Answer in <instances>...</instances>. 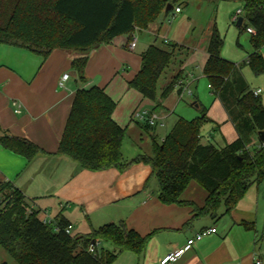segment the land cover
<instances>
[{
	"label": "trees",
	"instance_id": "1",
	"mask_svg": "<svg viewBox=\"0 0 264 264\" xmlns=\"http://www.w3.org/2000/svg\"><path fill=\"white\" fill-rule=\"evenodd\" d=\"M240 1L244 6L240 32L248 27L255 30L251 33L254 51L248 62L260 72L264 70L260 54L264 45V0ZM166 5V0H0V47H22L43 58L57 48L72 49L77 55L72 61L76 79L84 83L89 54L96 45L131 33L136 27L146 28L164 13ZM223 47L224 37L213 24L203 72L235 126L238 137L232 142L219 145L202 141L201 128L210 120L204 108L195 119L179 117L161 144L152 135L151 155L140 153L127 161L122 154L126 128L113 118L116 102L99 86H81L75 93L57 153L91 171L110 167L123 171L133 162H143L158 179L163 203L187 204L181 196L194 181L207 193L204 204L194 206V216L217 214L221 206L224 213H229L253 184L264 181V142L253 143L258 131L264 130V106L238 65L222 56ZM182 53L177 43L165 48L149 46L129 86L143 98L156 101L161 77L169 67L181 63ZM180 75L163 86L162 98L175 88ZM143 128L148 131L152 127L144 123ZM2 142L28 159L41 151L22 137L4 138ZM0 194L5 203L0 207V245L15 264H112L122 252L139 254L146 247L148 236L124 221L105 223L87 233H68L70 222L62 213L51 222L43 221L38 211L29 209L30 200L12 182L0 179ZM97 242L96 253H91L89 246ZM101 242L110 243L112 250L100 248Z\"/></svg>",
	"mask_w": 264,
	"mask_h": 264
},
{
	"label": "crops",
	"instance_id": "2",
	"mask_svg": "<svg viewBox=\"0 0 264 264\" xmlns=\"http://www.w3.org/2000/svg\"><path fill=\"white\" fill-rule=\"evenodd\" d=\"M171 4V12H182L180 4ZM176 7L181 8L179 13L175 12ZM161 16L146 28L136 27L131 33L96 45L89 54L84 83L76 79L72 61L77 55L72 49L57 48L43 58L22 47H0V179L10 181L20 189L30 200L29 209L38 211L43 221L51 222L62 213L72 225L73 234L87 233L92 228L114 222L117 216L109 208L124 202L128 210L122 213L125 218L120 221L142 236H148V241L139 254L122 252L115 260L118 264H159L163 257L183 247L186 249L181 256L169 264H254L255 253L264 263V181L253 184L229 213H224V206H221L217 214L194 216V206H202L207 196V193H201L196 197L197 187H193L191 194L186 193L187 190L182 194L181 199L187 204H166L159 197V182L155 181L150 188L151 168L150 173L142 167L131 169L140 165L123 171L116 167L91 171L73 158L57 153L79 87L103 88L116 102L113 118L118 124L120 117L133 109L135 100L128 97L124 103L123 98L131 89L129 81L142 67V54L149 46L157 45L145 35L156 36L160 32ZM211 28L205 44L200 47L201 63L195 65L202 72L208 59ZM134 37L136 46L131 48ZM163 41L170 43L171 39L164 37ZM177 44L182 47L183 59L172 77L181 72L179 78H188L191 86L195 78L186 66V60L193 49ZM65 73H69V78L65 86L60 87L58 82ZM171 80L160 87V95L156 101L152 100V107L145 108L162 117L163 125L151 129L156 137L158 128L165 125L171 113L165 104L167 97L160 100L163 86ZM178 93L180 95V91ZM144 99L142 96L134 111ZM194 105L199 107L197 101ZM225 113L224 121H231L226 110ZM230 124L223 126L221 141L214 143L224 145L238 137L234 124ZM14 136L32 141L41 151L28 159L5 147L2 139ZM259 141L257 133L253 143L259 144ZM209 227H215L217 231L188 246V239ZM107 244L112 250V245Z\"/></svg>",
	"mask_w": 264,
	"mask_h": 264
},
{
	"label": "rangeland",
	"instance_id": "3",
	"mask_svg": "<svg viewBox=\"0 0 264 264\" xmlns=\"http://www.w3.org/2000/svg\"><path fill=\"white\" fill-rule=\"evenodd\" d=\"M169 3L180 4L182 12L179 14L170 12L167 16H161L160 19L163 21V24L160 32L156 36L146 34L145 37L150 42H156L157 45L163 46L164 48L177 42L193 49L192 55L190 54L186 60V66L190 68L189 70L193 71L195 82L189 87L192 93L185 92L180 96L178 88L175 87L167 96L165 104L171 109V113L168 115L167 120H165V125L158 128L156 141L159 144L162 143L164 136L171 131L180 116L192 120L200 116L202 109L206 108L207 116L210 120L201 128L202 141L205 143L209 141L220 142L222 139V132L224 131L223 126L226 125L228 127L232 122L224 121L223 116L226 115V113L222 104L212 93V88L209 86V81L207 77L204 76L202 69L200 67L196 68L195 66L201 63L200 47L205 44L204 41H206L208 32L214 23L219 33L224 37L222 56L238 65L240 72L251 90L261 89L260 98L264 106V70L257 72L248 62V57L254 50L251 42V35L248 31L240 32L236 22L233 21V17L238 9L243 10V2L240 0H169ZM164 37L171 39V42L164 43ZM260 54L264 58V45L260 49ZM179 57H181V55H179ZM179 65H181V63L172 65L161 77L157 90L158 97L160 95V87L172 78L173 72L176 71ZM128 97H132V100H135V106L129 113H124L118 122L121 126L126 128L122 141V154L127 161H131L140 153L152 154L151 129L153 127L148 131L145 130L143 128L144 123L142 121L137 122L132 116L138 101L142 98V94L137 89L131 88L127 96L123 98L124 103ZM164 98L161 97L160 100L163 101ZM160 100L159 102H161ZM195 101H197L199 107L194 105ZM153 104L152 100L145 98L138 109L151 108ZM227 123H229V125H227ZM212 130L214 133L213 136L210 134ZM132 166L133 168L131 169L142 167V169L150 173V167L143 162H133L129 164L128 167ZM151 181L150 188H153V183H155V181L158 183V179L152 175ZM193 187H197L198 189L194 191L196 192V197H200L201 193H206V191L194 181L191 182L186 193L191 194L193 192ZM4 204V197L0 194V207H4ZM125 205L126 204L122 202L120 206L113 205L109 208V210H111L110 212H114L115 216H117V218L113 220L115 223L121 222L120 218H125L124 215H122V213L128 210ZM100 248L107 250L110 249V245L106 242H101ZM4 261L8 264H15V260L0 245V264ZM112 264H118V262L114 261Z\"/></svg>",
	"mask_w": 264,
	"mask_h": 264
},
{
	"label": "built area",
	"instance_id": "4",
	"mask_svg": "<svg viewBox=\"0 0 264 264\" xmlns=\"http://www.w3.org/2000/svg\"><path fill=\"white\" fill-rule=\"evenodd\" d=\"M180 11H181L180 7L175 8L176 13H179ZM242 15H243V10L239 9L235 13L233 20L238 21L239 17ZM247 31L249 33L255 32V30L252 27H248ZM165 41H167V40H165ZM135 46H136V37H134L130 43L131 48H134ZM68 78H69V73L63 74L61 79L58 82L59 86L64 87L65 82ZM175 87L178 88V91H180V96L185 92L192 93V91L189 89L190 83H189L188 78H178L176 83H175ZM253 93H254V95H260L261 89H256L253 91ZM17 111H19V110H17ZM132 116L135 120L142 121L143 123L148 124V126H150V127H154L156 125H163L162 117H160L157 113H155L154 111L149 110V109H137L134 111ZM71 229H72V225L69 224L66 227V232L71 233ZM216 231H217V229L215 227H209V228H204V229L200 230L193 237L188 239V241H187L188 246L192 245L193 243H195V241L200 240L207 235L215 233ZM97 246H98V242L95 244L94 243L91 244L89 246V251L91 253H96V247ZM185 249L186 248L183 247V248H180L173 253H169L168 255H166L165 257H163L160 260L159 264H169V262H171V261H176L181 256V254L185 251ZM253 260H254V264H264L263 260L256 253L253 256Z\"/></svg>",
	"mask_w": 264,
	"mask_h": 264
},
{
	"label": "water",
	"instance_id": "5",
	"mask_svg": "<svg viewBox=\"0 0 264 264\" xmlns=\"http://www.w3.org/2000/svg\"><path fill=\"white\" fill-rule=\"evenodd\" d=\"M172 9H173V5L171 3H167L165 11H164L165 16H167L171 12ZM242 22H243V16H240L237 21V25L240 26ZM258 137L260 141L264 142V130L258 131Z\"/></svg>",
	"mask_w": 264,
	"mask_h": 264
}]
</instances>
